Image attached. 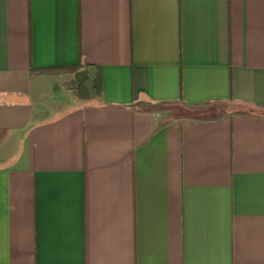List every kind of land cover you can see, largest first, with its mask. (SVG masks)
I'll list each match as a JSON object with an SVG mask.
<instances>
[{"label":"crops","instance_id":"1","mask_svg":"<svg viewBox=\"0 0 264 264\" xmlns=\"http://www.w3.org/2000/svg\"><path fill=\"white\" fill-rule=\"evenodd\" d=\"M0 264H264V0H0Z\"/></svg>","mask_w":264,"mask_h":264},{"label":"trees","instance_id":"2","mask_svg":"<svg viewBox=\"0 0 264 264\" xmlns=\"http://www.w3.org/2000/svg\"><path fill=\"white\" fill-rule=\"evenodd\" d=\"M61 70L74 73V82L81 98L94 99L102 96L103 83L100 67L87 65L79 69L77 66H70Z\"/></svg>","mask_w":264,"mask_h":264}]
</instances>
